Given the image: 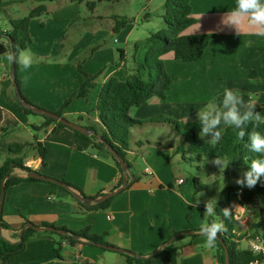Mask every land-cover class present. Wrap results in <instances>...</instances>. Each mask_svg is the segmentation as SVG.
I'll use <instances>...</instances> for the list:
<instances>
[{
	"label": "crops",
	"instance_id": "1",
	"mask_svg": "<svg viewBox=\"0 0 264 264\" xmlns=\"http://www.w3.org/2000/svg\"><path fill=\"white\" fill-rule=\"evenodd\" d=\"M3 1L8 4L9 14L14 18H24L29 15L31 10L39 6L47 8L45 15L30 22L29 31L32 37L30 46L38 43L43 49L51 47V54L60 45L62 35H59L60 37H52L48 39L49 41H46L44 34L42 35L39 32L40 29L48 27V24L43 21V17L50 16L53 21L71 20L76 15V11H78L77 4L85 3L87 6L89 2L94 3V6L96 4L95 0H85L83 2H73L72 0ZM234 6L235 0H195L193 2V17L197 22L189 27L185 34L215 35L203 58L194 63L196 65L200 63H204L205 66L210 65V70L214 69L216 73L208 71L199 75L188 74L184 80L187 83L185 92L194 95L204 93L208 82L218 81L221 84H225L224 88L241 90L246 102L251 99L256 101L257 106H264V37L255 35L254 30L248 26L247 22L242 26L240 36L236 35L234 29L223 27L220 24L225 12L230 11ZM88 9L92 18L96 17L95 7L94 9L88 7ZM145 12L146 9L141 12L142 16ZM0 16L3 17L4 15ZM147 16L148 14H146ZM9 29L7 28L5 31ZM131 33L132 31L127 35V38L130 37ZM33 34L36 37H33ZM2 43H5V40ZM27 50L30 51V48H27ZM216 53H219V64L215 63ZM0 57L2 58V64L6 68V72L0 81V163H2V158L6 159L8 156L1 148L4 143L8 146L15 144L28 145L25 147L29 149L28 156L24 158L25 164L31 163L33 165L32 170L38 172L42 168V160L34 146L38 141L48 149L45 160L46 167L44 168L45 176L65 181L79 188L85 196L90 198H98L99 195L115 190L121 177L119 169L105 153L94 151L91 142L87 138L70 129L59 128L55 125H49L39 131L32 129V126H42L44 119L40 117L34 122H30L29 116L24 113L23 107L14 96L9 62L3 58L4 54H0ZM49 57L51 58L52 55H35L33 60L37 61L40 58ZM124 58L126 61V52ZM162 59L168 73L173 78V85L168 91L170 93L176 87L177 82L169 66H177L178 60L174 58L173 53L165 55ZM203 59L207 60V62H201ZM105 64L106 62L104 61H87L83 63L82 67L85 72L94 75L100 72L102 68H105ZM113 64L106 68V71L97 79V87L91 91L87 99H74L68 107L62 110L64 118L71 116L73 119L71 122L80 126H83L81 124L84 121H98L97 113L94 109L101 86L110 77H118L123 80L127 75L126 62L120 59V63ZM48 68L52 70L42 73V70ZM56 69L60 71H56ZM77 70V64L70 62L46 65L45 69L38 68L35 62L27 70L22 69L19 65L22 92L32 104L56 113L61 110L63 103L84 81L83 76ZM168 93L164 101L153 98L141 107L134 108L131 111V116L136 120L145 122L161 112H166L172 118H179L184 122L198 121L197 111L207 103L201 99L202 94L193 101H182V98H179L180 100L174 99L173 102H170ZM80 117H82L81 120ZM144 125L131 130L133 142L137 138L136 131L141 130ZM152 128L170 133L172 140L168 141L165 138V143L147 140L146 144L139 141L134 146L130 145V150L128 151V159L133 167L143 163L146 164L145 169L150 168L152 174H146L145 169L144 174L153 177L152 186L142 182L140 179L129 189L115 197L108 210L85 211L63 187H57L50 182L23 180L6 191L2 219L8 225V228H2L0 236L11 243H19L25 221L37 226L47 223L55 227H66L73 231L90 228V234L103 236L109 246L125 249L141 257H146L154 251L156 246L164 245L175 233L191 228L187 222L178 225V223L173 221L172 217L167 225L166 213L160 216V222H157V218L149 220L151 215L142 213V209L146 208L149 203H152V206L160 202L163 203L162 200H164L166 189L159 170L154 171L148 166L145 156L140 152H146L151 156L154 154L165 155L167 158L168 156L171 157L172 160L179 161L180 159L177 154H174V146L180 139L175 137L170 128L165 125H152ZM30 129L37 134H32ZM225 129L226 126L222 123L220 126L221 132ZM25 131H28L34 138V143L25 137ZM4 133L7 134V140L2 143ZM13 174L23 179L29 177V173L20 169H15ZM179 180L183 179L180 178ZM179 180V187L187 183V181H184L183 184H180ZM184 191L183 189L179 190V194L176 196L177 207L180 210L182 208L181 202L187 201ZM76 192L80 194L79 191ZM233 194H235L234 191ZM200 208L202 209L203 221L204 205L200 206ZM108 216L112 218L110 219ZM193 233L198 236L185 238L177 243L181 248L178 254L179 264H222L220 249L215 246L211 249L205 248V237L200 235L198 231ZM235 234L239 237L238 227L235 229ZM244 239L240 240V246ZM244 244H246L244 250H247V241H244ZM113 253L117 252L87 245L85 241L75 245L63 243L61 264L126 263V258L123 255ZM28 255H30L31 259L23 260V257ZM53 259V239L48 236L35 235L27 241L25 252L10 258L5 264H46L53 261Z\"/></svg>",
	"mask_w": 264,
	"mask_h": 264
},
{
	"label": "trees",
	"instance_id": "2",
	"mask_svg": "<svg viewBox=\"0 0 264 264\" xmlns=\"http://www.w3.org/2000/svg\"><path fill=\"white\" fill-rule=\"evenodd\" d=\"M73 2H83L85 0H72ZM195 0H165L164 2V27L158 32L152 33L145 40H142L134 46V67L127 71L125 79L118 77H110L100 88L97 103L94 111L97 113L98 121L89 122L86 129L90 130L91 135H83L74 131L67 126L56 122L54 119L47 117L43 114L36 113L32 109L24 106L21 100L16 95L17 101L23 107L24 113L27 116H38L44 119V123L40 127L32 126V129L39 131L49 125H55L59 128H67L75 133L84 136L91 142L92 149L98 153L103 152L109 156L121 173V177L117 188L120 187L127 179L126 187L112 198L97 204L82 203L77 199L73 193L64 188L68 194L85 210V211H106L110 208L111 203L119 194L129 189L134 183L140 180L139 176L132 173L133 165L128 159V151L130 150L129 137H131V130L142 126L143 124L151 125H165L170 128L172 134L179 138L180 141L174 146V154L181 155L183 160H186V152L190 155H202L206 160H215L217 157L226 160L229 167L241 169L244 172L248 170L252 159L259 158V154L251 152L246 147L247 138L241 142L237 138L238 129L233 127H226L222 132L220 141L215 144H209L205 139L200 136V125L198 121H188L183 125L175 122L174 120H165L162 118H153L151 120L142 122L134 119L131 116V111L134 108L141 107L149 100L157 98L161 101L166 99L167 93L173 85V78L168 73L163 57L169 53H173L174 58L184 63H194L199 61L205 55L214 34L202 35H186L185 31L194 25L197 21L193 17V2ZM89 8H94V3H88ZM8 4L0 0V15L8 18L10 29L7 31H0V36L6 38L5 43H0V54H5L9 50L18 52L21 49H27L31 43V35L29 31L30 22L35 18H39L47 13L45 6H39L31 10L28 16L24 18H14L10 16L8 11ZM125 22H120V26H124ZM10 41V44L8 43ZM120 52L121 61H125L123 50ZM15 70L14 83L18 89L20 97L29 106L37 109L40 108L32 104L24 96L22 92V80L19 76V64L12 63ZM78 69L84 77V81L80 84L79 88L63 103L60 111L56 112L58 116L63 117L62 110L68 107L74 99H87L91 91L97 87L96 81L102 75V71L97 74L91 75L85 72L83 67L79 64ZM256 111H259L264 116V106H256ZM64 118V117H63ZM82 117H80V120ZM251 127L248 128V131ZM264 134V125L258 128ZM106 145V146H105ZM28 145H23L21 148L13 149L12 146L2 145V150L7 153L6 159L0 163V193L1 185L5 183V189H9L18 185L23 180L39 181L31 177L26 179L20 178L13 174L15 169H20L27 173L36 172L26 167L25 160L20 157L22 148ZM35 150L39 154L42 162L41 167H46V157L48 149L43 146L41 142L34 144ZM109 147L119 157L125 160L129 171L125 174L122 171L120 163L113 157L107 150ZM192 161V158H190ZM227 169V170H228ZM228 172V171H227ZM68 188L79 191L82 197H87L84 193L75 186L65 182L56 180ZM57 187L55 183H51ZM195 193H200L205 190L199 178L194 179ZM236 195L240 196L243 206L249 209L255 207L258 196L264 195V176H261L257 185L252 189H244L242 187L231 188ZM102 195H99L100 197ZM90 198V197H87ZM95 199V198H90ZM229 207L224 203L223 198L220 200L219 205L216 207V217H208L212 220L219 218L224 220L227 227V232L222 233L219 238L227 245L230 256V264H248L254 257L248 250H244L240 246V240L247 238L237 237L235 229L239 225L233 213L230 219H225L222 210ZM203 211L205 209L203 208ZM264 211V209H262ZM203 217L205 219L204 213ZM29 223L25 221V224ZM24 224V226H25ZM43 227L54 228V231L37 232L32 228H27L21 234V241L19 243H11L0 236V264H5L10 258L22 254L26 250L27 241L37 236H48L53 239L54 243V259L46 264H61L63 243L75 245L77 243H85L101 247L108 246L103 236L90 234V228H85L80 231H72L66 227H55L47 223L42 224ZM2 228L7 229L8 225L3 222ZM257 230L254 235L264 237V220L255 225ZM198 230H193L196 232ZM188 232L175 233L163 246L161 251L154 253L148 258L133 257L130 255L122 254L126 258L127 264H179L178 254L181 248L177 245L180 240L185 238H195L197 234ZM179 235L173 242L170 240ZM253 235V236H254ZM54 237H58L55 239ZM160 246H156L154 251ZM215 247L221 251L222 264H225V252L223 245L217 239ZM153 251V252H154ZM152 252V253H153ZM151 253V254H152ZM89 264V263H85Z\"/></svg>",
	"mask_w": 264,
	"mask_h": 264
},
{
	"label": "rangeland",
	"instance_id": "3",
	"mask_svg": "<svg viewBox=\"0 0 264 264\" xmlns=\"http://www.w3.org/2000/svg\"><path fill=\"white\" fill-rule=\"evenodd\" d=\"M164 1L165 0H95L96 4L94 7L96 9V17L93 18L87 4H77L78 11H76V15L71 20L53 21V18L50 16L43 17V21L48 24V27L46 29H40L39 32L42 35L44 34V39L46 41H49L48 39H51L52 37L54 38L55 36L62 35L60 38V45H58L54 53H50V50L52 49L51 47L43 49L38 43H35L33 46H30L31 44H29L28 48H30L33 57L35 55H52L51 58H40L39 60L34 61L35 64L38 65V68L45 69L46 65H55L61 62L76 63L77 66L79 64L83 66V63L87 61H104L106 62V67L100 70L102 73L106 71V68L114 65L113 63H120L119 51L123 49L126 52V67L128 70H131L134 67L135 44L145 40L150 34L158 32L164 27ZM144 9H146V12L142 16L141 12ZM146 14H148L147 17ZM120 22H125L124 26H120ZM7 28H10L8 19L5 16H0V31H5ZM131 31L132 33L130 37L127 38V35ZM33 37H36V35L33 34ZM4 40L5 38L0 36V43ZM115 40H118L119 43H114ZM216 55L217 58H215V63L219 64V53H216ZM201 62H207V60L203 59ZM177 64L178 65L175 67H173V65L169 66V69L177 82L173 91L168 93V99L170 102L179 98H182V101H193L201 94V99L208 102L217 93L220 92L222 94L225 84H221V82L218 81L208 82L204 93L194 95L185 92L187 83L184 80L188 74L199 75L202 72H216L214 69L210 70V65L205 66L204 63L196 65V63L190 64L178 61ZM11 65L12 64L9 63V68H11ZM51 70L52 69L48 68L42 70V73L50 72ZM56 71L60 70L56 69ZM77 71H79V69ZM5 72L6 68L2 64V58L0 57V81ZM79 73L81 72L79 71ZM13 88L14 96L16 97L17 94L14 82ZM38 118L40 117L29 116L28 119L30 122H34ZM154 118H162L165 120L171 119L181 125L185 123L179 118H172L166 112H161L154 116ZM65 119L70 122L73 121L71 116ZM88 124V121H84L81 125L85 126ZM20 127L23 129L21 124ZM142 129L136 131L137 138L134 142L132 138L129 137L130 145L134 146L135 143H138L139 141L146 144L147 140L150 142L157 141L161 143H165V138H167L168 141L172 140V135L170 133L168 134L160 129L154 130L152 125L145 124ZM30 131L32 134H37L31 129ZM25 135L24 136L29 141L34 143V138L28 131H25ZM203 139L207 141L210 139V136L203 137ZM6 140L7 134L4 133L2 143ZM12 147L13 149H16L18 147L21 148L22 146L15 144ZM21 153L20 157L24 159L28 156L29 149L22 148ZM140 153L145 156L148 166L154 169V171L159 170L166 189L164 192V200H162L163 203L160 202L153 204V206L152 203H149L146 208L142 209V213L151 215V219L149 220H155L157 218V222H160V216L166 213L165 215L168 219L167 225L171 217L175 223H178V225L187 222L190 224L191 228L187 227L189 229L183 232L190 233L193 232V230L198 229V226L202 222V209L200 206L204 205V201L210 198H215L218 206L220 200L223 198L224 203L229 207L233 204L238 205L233 210V213L239 218V237L248 235V237L241 243V248H246L244 241L248 240L249 236L256 233L257 230L255 229V225L260 224L264 220V211H262V209H264V195L258 196L255 207L249 209L247 206L245 207L242 205L240 196H235L231 188L241 187L236 184V180L242 176L244 173L243 170L229 167V169L226 168L223 171V169L220 170L219 166L212 163L213 160H206L202 155H190L188 152L185 154L186 160H183L181 155H178L180 157L179 161L172 160L169 156L167 158L165 155L159 156L154 154L151 156L146 152ZM190 158H192V161ZM4 160L5 159L2 158L1 162ZM223 161L227 164L226 160ZM145 167L146 164L143 163L134 165L132 173L135 176H139L142 182L152 186L151 184L154 182L153 177L144 174ZM196 177L199 178L201 184L205 187L202 196H200L201 192L195 193L194 190V178ZM180 178H182L183 181H187L182 187H179L178 185V180ZM242 188L247 189V187ZM182 189L185 190L184 194L187 197L188 203L184 201L181 202L182 208L180 210L177 207L176 196L179 194L178 191ZM198 198L200 203L196 206H192L195 205ZM261 233L262 231L260 232V235ZM54 238L58 239V237ZM113 254L122 255L120 253ZM29 259H31L30 255L23 257V260Z\"/></svg>",
	"mask_w": 264,
	"mask_h": 264
},
{
	"label": "clouds",
	"instance_id": "4",
	"mask_svg": "<svg viewBox=\"0 0 264 264\" xmlns=\"http://www.w3.org/2000/svg\"><path fill=\"white\" fill-rule=\"evenodd\" d=\"M247 22L248 26L254 30V34L264 37V0H235V6L226 11L222 16L220 24L223 27L234 29L236 35L240 36L242 26ZM6 39V38H5ZM10 44V41L8 42ZM114 43H119L115 40ZM9 63H18L22 69L31 68L34 60L33 55L27 49H21L18 52L9 50L3 57ZM257 103L255 100H244V94L241 90L230 89L225 87L221 93L214 95L204 107L197 111V120L200 125L201 138L210 136L207 142L211 145L217 144L222 132L220 126L223 123L226 127L238 129L237 138L244 142L247 138L246 147L253 153L259 154V158L252 159L250 166L236 184L249 189L254 188L261 176H264V134L258 131L261 125H264V116L256 111ZM251 130L248 131V128ZM223 171L228 167L222 159L217 157L212 161ZM203 193L201 192L200 196ZM186 203H188L186 201ZM200 203L199 198L195 205ZM238 205L233 204L231 207H225L222 210L225 219H230L233 210ZM217 201L210 198L204 201L205 219L201 222L198 232L205 237L204 247L211 249L215 246L217 239L222 233L227 232L224 220L219 218L209 220L208 217H216ZM257 251L264 250V246L257 245Z\"/></svg>",
	"mask_w": 264,
	"mask_h": 264
},
{
	"label": "water",
	"instance_id": "5",
	"mask_svg": "<svg viewBox=\"0 0 264 264\" xmlns=\"http://www.w3.org/2000/svg\"><path fill=\"white\" fill-rule=\"evenodd\" d=\"M11 78L13 79V82H14V78H15V70H14V67H13V64L11 65ZM15 85V83H14ZM15 90H16V94L18 96V98L21 100L22 104L30 109H32L33 111H35L36 113H39V114H43L47 117H50L52 119H54L56 122L58 123H61L65 126H67L68 128L74 130V131H77L83 135H91V134H94L92 133L90 130L86 129L85 127L83 126H80L78 124H75L73 122H70L68 120H66L65 118L61 117V116H58L57 114H55L54 112H50V111H47V110H44V109H37V108H33L31 106H29L25 101H23L20 97V94L18 92V89L15 85ZM106 146V145H105ZM107 150L113 155V157L120 163V166L122 168V171L127 174V172L129 171V168L127 166V163L125 162L124 159H122L121 157H119L114 151H112L109 147H107ZM29 177L35 179V180H39V181H44V182H50V183H55L57 184L58 186H62L66 189H68L71 193H73V195L79 199L82 203H93V204H97V203H101V202H104L110 198H112L113 196L117 195L119 192H121L125 187H126V182H127V179L125 178L122 185L118 188H116L115 190L107 193V194H104L98 198H95V199H90V198H87V197H82L78 192L72 190L71 188H68L67 186H65L64 184L56 181L55 179H52V178H49L47 176H45L44 174V168H40L38 172H32V173H29L28 174ZM5 194H6V189H5V183L3 182L2 185H1V193H0V231L2 230V209H3V204H4V200H5ZM27 228H32L34 229L35 231L37 232H46V231H54V228H51V227H43V226H37L31 222L25 224V226L23 227L22 229V232H24ZM21 232V234H22ZM190 234H192V232H190ZM179 235L173 237L170 242H173ZM219 242H221V244L223 245V248H224V252H225V264H230V256H229V250H228V247L227 245L221 240V238H218ZM20 241H21V235H20ZM164 246H160L157 250H155L152 254L146 256V257H143V258H148L150 257L151 255H153L154 253H158L159 251H161V249L163 248ZM104 249L106 250H109V251H113V252H117V253H121V254H126V255H130V256H133V257H139V255L133 253V252H130V251H127L125 249H121V248H117V247H113V246H103Z\"/></svg>",
	"mask_w": 264,
	"mask_h": 264
},
{
	"label": "built area",
	"instance_id": "6",
	"mask_svg": "<svg viewBox=\"0 0 264 264\" xmlns=\"http://www.w3.org/2000/svg\"><path fill=\"white\" fill-rule=\"evenodd\" d=\"M25 165L26 167L30 169L33 168V165L31 163H26ZM145 173L148 175H151L152 171L150 170V168H146ZM179 183L183 184L184 181L179 180ZM108 218L111 219L112 217L108 216ZM235 218L236 220L239 219L236 214H235ZM246 241L248 243L247 250L251 252V254L254 257L248 264H264V250H261V251L256 250L257 245L264 246V237H262L261 235H254V236L252 235V236H249L248 240Z\"/></svg>",
	"mask_w": 264,
	"mask_h": 264
}]
</instances>
